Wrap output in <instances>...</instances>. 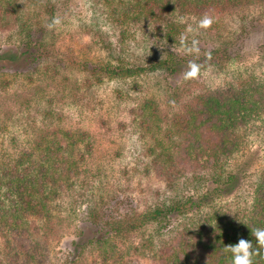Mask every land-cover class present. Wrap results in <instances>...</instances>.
<instances>
[{
	"label": "rangeland",
	"instance_id": "obj_1",
	"mask_svg": "<svg viewBox=\"0 0 264 264\" xmlns=\"http://www.w3.org/2000/svg\"><path fill=\"white\" fill-rule=\"evenodd\" d=\"M22 4L26 26L0 28V154L28 148L41 131L53 128L84 132L93 146L85 180L57 204L54 229L39 233L35 225L40 221H32V240L36 235L45 246V258L35 264H156L148 240L158 243L191 218L216 208L234 211L251 204L264 170L263 124L247 131L241 149L229 159L234 181L201 213L175 215L166 225L147 224L144 230L127 224L138 212L187 195L197 198L206 191L195 178L205 171L196 172L189 163H178L173 181L145 173V140L132 108L143 96H154L167 106L181 90L199 92L240 77L264 75V5L226 16L207 28L198 27L197 19H186L187 44L172 50L187 61L174 74L147 70L128 78L104 77L98 83L91 78L93 67L127 63L149 67L151 61L168 55V42L138 27L133 28L136 33L122 36L101 0ZM215 49L225 50L229 59L221 63L208 57L198 62L199 55L207 57ZM92 208L103 232L111 233L102 241L90 242V230L83 235L77 228L95 222ZM113 220L120 221L121 232L113 231L109 224Z\"/></svg>",
	"mask_w": 264,
	"mask_h": 264
},
{
	"label": "trees",
	"instance_id": "obj_2",
	"mask_svg": "<svg viewBox=\"0 0 264 264\" xmlns=\"http://www.w3.org/2000/svg\"><path fill=\"white\" fill-rule=\"evenodd\" d=\"M101 2L122 36L136 33L133 28L138 27L143 33L159 36L169 46L165 50L168 55L151 61L149 67L129 63L93 67L91 78L98 83L104 77L128 78L147 70L174 74L187 61L178 56L180 51L172 50L187 44L186 19L208 18L217 25L226 16L264 5V0ZM14 23L26 26L22 0H0V28ZM41 51L38 53L44 54ZM208 57L221 63L229 59L225 50L215 49L207 57L199 55L198 62L204 58L207 61ZM171 99L164 106L154 96H143L132 108L133 121L145 140V173L173 181L178 163H189L196 172L205 171L195 178L206 185V191L197 198L187 195L136 213L127 219L132 229L143 227L144 230L147 224L157 222L166 225L175 215L201 213L210 206L235 179L228 171L229 159L241 149L247 131L252 126L264 125V75L240 77L224 86L199 92L181 90ZM92 148L84 132L53 128L41 131L28 148L0 154V264H35L45 258L43 241L35 238L36 235L34 241L31 238L32 221H40L35 225L39 233L54 229L57 204L85 180ZM208 184L215 186L209 189ZM94 211L91 215L95 222L77 226L83 235L90 230V242L102 241L111 234L103 232L105 228L97 224L98 215ZM109 224L113 231L123 229L120 221ZM257 227H264V170L250 205L240 210L216 208L212 213H202L172 230V236L160 238L158 243L148 240L147 247L154 252L156 264H230L231 254L224 250L225 245L244 238L252 240L255 246L251 228ZM98 233L103 234L101 238L97 237ZM254 262L264 264V251L254 256Z\"/></svg>",
	"mask_w": 264,
	"mask_h": 264
},
{
	"label": "clouds",
	"instance_id": "obj_3",
	"mask_svg": "<svg viewBox=\"0 0 264 264\" xmlns=\"http://www.w3.org/2000/svg\"><path fill=\"white\" fill-rule=\"evenodd\" d=\"M211 23V19L205 18L199 22L198 27L207 28ZM251 235L255 238V246L252 240L244 238L225 245L224 250L231 254L230 264H255L254 256L264 251V227L251 228Z\"/></svg>",
	"mask_w": 264,
	"mask_h": 264
}]
</instances>
